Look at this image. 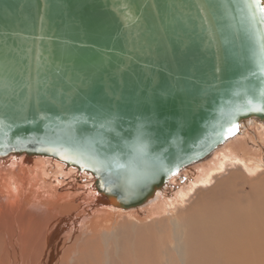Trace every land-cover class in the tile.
Returning <instances> with one entry per match:
<instances>
[{"label":"water","instance_id":"1","mask_svg":"<svg viewBox=\"0 0 264 264\" xmlns=\"http://www.w3.org/2000/svg\"><path fill=\"white\" fill-rule=\"evenodd\" d=\"M261 36L244 0H0V166L50 160L143 208L264 124Z\"/></svg>","mask_w":264,"mask_h":264},{"label":"bare ground","instance_id":"2","mask_svg":"<svg viewBox=\"0 0 264 264\" xmlns=\"http://www.w3.org/2000/svg\"><path fill=\"white\" fill-rule=\"evenodd\" d=\"M252 124L264 128L248 120L240 131L244 133ZM242 138L232 140L244 146L248 141ZM228 149L220 164L211 165L188 189L174 188L177 197L168 203L160 201L161 193L149 200L143 207L163 203L168 208L152 224L139 229L137 219L130 222L124 215L111 232L93 229L109 212L76 218L63 205L50 204V198L27 206L20 202V178L30 175L40 182L53 161L38 158L31 165L12 158L9 168L0 166V264H264V164L253 166L236 155L233 146ZM238 184L249 185L251 192L239 195ZM100 205L123 213L102 200ZM161 229L165 238L153 239L151 235Z\"/></svg>","mask_w":264,"mask_h":264},{"label":"rangeland","instance_id":"3","mask_svg":"<svg viewBox=\"0 0 264 264\" xmlns=\"http://www.w3.org/2000/svg\"><path fill=\"white\" fill-rule=\"evenodd\" d=\"M244 131H245L244 133H242V131H239L240 136L237 135L238 137L236 136L235 139H241L243 137L242 140L244 139L246 141L247 139L248 143H246L245 145L243 143L244 146H241L239 145V143L237 144L235 142V139L227 142L225 147H222L218 151L213 153L206 161L201 163V165H197L192 168H189L185 172H182L179 175H177L175 179L173 178L174 180L171 179L167 188L163 191V193L159 194L160 201L168 203L171 199L177 197L175 190H179L182 186L186 188L189 185L195 183V181H197V179H199L201 175H204L209 171V167L211 165L215 166L220 164V159L222 157H226L228 153L227 152V150H229L228 147L230 148L233 146L236 149L235 152L236 155H239L245 162L250 163L253 166H259L264 164V128L261 127L258 128L252 124L250 129H245ZM244 134L246 135L242 136ZM25 161L27 162V164H31V165H33L34 163H38L37 162L38 159L25 160ZM48 161L49 160H47L46 162ZM39 162H45V160L43 161L39 160ZM51 163L52 164L51 166H49L48 172L42 176L40 182L32 179V176L30 175L26 176L27 179L25 180H23V177L20 176L21 178L19 182H17L18 183L17 188L21 189L20 190L21 193H18V199L20 200V202H23V204L27 206L30 202L33 201L36 203L40 200L42 201V203L48 202L47 199L50 198L51 199L50 204L55 205L57 208L63 205L64 207L69 209L68 214L73 213L74 215H76V218L79 217L82 218L83 216L93 218V216H96V214L102 216L101 213L102 211L104 213L109 212V216L107 217V219L105 220V218H103L104 223L99 222L93 226V229L95 231L100 230L101 228L106 231L109 230L108 232L114 231L116 230V228H118V226L121 224V220H123L124 215H128L127 216L128 218L130 217L128 219L130 220V222L131 221L133 222L135 221V219H137L136 220L137 222L135 223L139 224V226L138 225L137 226L140 229L146 226L144 224H149V223L152 224L151 220H154L157 214H159L164 209L165 210L168 209L167 206L163 205V203L159 205L155 204V206H151V207L149 206L143 207L134 211H123V213H112L110 211L101 209L99 207L101 206L100 199L95 197L92 191H90L88 194L87 192V190H89L88 184L83 182V180L79 178V176L75 171L73 170L63 171L62 166L60 164L56 162H51ZM8 165H6V167ZM187 174H189L190 176L189 178L186 177ZM180 185L181 187H179ZM37 190H40L41 192L39 193L40 195L36 193ZM235 190L237 193H239V195L245 196L251 192V187L247 184L243 186L238 184ZM239 195L237 196V199L242 200ZM19 200H17V203H20ZM62 212L64 213L65 211L63 210ZM115 218L116 220H114ZM163 231L161 229L160 231L155 232L157 234L154 233L153 235H151L150 233V235L154 236L153 239H159L160 237L165 238ZM126 232L127 229H125L123 233ZM97 236L99 237V235L95 233L94 234L95 239H98ZM99 245L101 244H99V241L97 240L98 249H99ZM97 248H96V252L98 251Z\"/></svg>","mask_w":264,"mask_h":264},{"label":"snow or ice","instance_id":"4","mask_svg":"<svg viewBox=\"0 0 264 264\" xmlns=\"http://www.w3.org/2000/svg\"><path fill=\"white\" fill-rule=\"evenodd\" d=\"M244 6L251 20L255 21L256 23L264 24V0H244ZM258 43L260 53L262 56H264V36H261ZM261 70L264 71V68ZM235 130V126L229 128V135H233Z\"/></svg>","mask_w":264,"mask_h":264}]
</instances>
